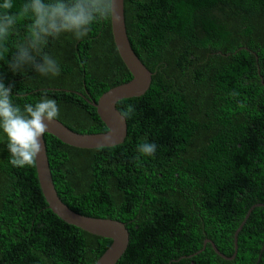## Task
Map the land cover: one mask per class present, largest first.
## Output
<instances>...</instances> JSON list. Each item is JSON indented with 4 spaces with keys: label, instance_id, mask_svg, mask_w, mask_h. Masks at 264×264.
I'll return each mask as SVG.
<instances>
[{
    "label": "trees",
    "instance_id": "trees-1",
    "mask_svg": "<svg viewBox=\"0 0 264 264\" xmlns=\"http://www.w3.org/2000/svg\"><path fill=\"white\" fill-rule=\"evenodd\" d=\"M24 2L13 0L12 11ZM123 10L150 86L116 103L120 114L135 108L118 146L79 149L43 135L58 198L79 215L124 224L129 240L116 264H264V0H123ZM26 23L0 55L13 102L23 108L46 94L67 129L106 133L92 104L131 80L110 20L80 40L49 39L55 77L10 69ZM145 140L157 145L151 157L137 152ZM9 157L0 132V264H95L111 241L59 220L35 166L13 167Z\"/></svg>",
    "mask_w": 264,
    "mask_h": 264
},
{
    "label": "clouds",
    "instance_id": "clouds-1",
    "mask_svg": "<svg viewBox=\"0 0 264 264\" xmlns=\"http://www.w3.org/2000/svg\"><path fill=\"white\" fill-rule=\"evenodd\" d=\"M13 8V0L0 3V55L7 50L9 37L17 26L28 21L25 35L15 43L9 61L10 69L21 74L26 66H31L42 76H58L61 69L57 59L44 52L50 38L70 34L80 40L89 34L94 23L118 19L116 0H25L17 11H12ZM134 111L129 104L121 115L130 118ZM58 116L55 99L43 94L35 104L27 103L21 108L13 102L11 86L5 87L0 81V132L6 137L9 163L13 167L35 166L43 150L41 138L48 130L45 121L51 123ZM156 148L155 143L145 140L137 145V152L151 157Z\"/></svg>",
    "mask_w": 264,
    "mask_h": 264
},
{
    "label": "water",
    "instance_id": "water-1",
    "mask_svg": "<svg viewBox=\"0 0 264 264\" xmlns=\"http://www.w3.org/2000/svg\"><path fill=\"white\" fill-rule=\"evenodd\" d=\"M118 19L110 20V29L113 44L118 56L129 72L131 80L123 85L114 87L102 94L92 106L102 124L106 128L104 134H80L67 129L58 120L48 124L45 134L51 135L61 143L79 149L110 148L123 143L126 136V123L123 116L116 110L117 102L142 96L149 88L152 74L141 64L133 53L126 36L124 27L123 0H116ZM107 137L108 139H105ZM42 152L37 156L35 164L36 178L40 192L44 198L47 208L62 222L78 228L91 235L111 241L110 246L99 257L95 264H116L125 252L129 234L123 223L106 219H95L79 215L71 211L58 198L51 174L48 168L45 144L41 138ZM100 145H103L100 147ZM261 206V205H259ZM256 205V207H259ZM252 209V208H251ZM251 209L247 212L242 223L234 234V255L237 249L236 238L245 223ZM204 243H210L205 240ZM211 244V243H210ZM214 252L222 259L228 260L219 254L211 244ZM264 249V242L261 250ZM233 255V256H234ZM233 256L231 258H233ZM229 258V260L231 259Z\"/></svg>",
    "mask_w": 264,
    "mask_h": 264
}]
</instances>
